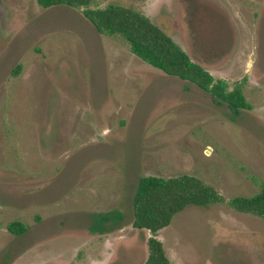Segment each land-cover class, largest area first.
<instances>
[{
  "label": "rangeland",
  "instance_id": "rangeland-1",
  "mask_svg": "<svg viewBox=\"0 0 264 264\" xmlns=\"http://www.w3.org/2000/svg\"><path fill=\"white\" fill-rule=\"evenodd\" d=\"M110 4L149 17L228 91L242 85L252 109L235 113L147 64L98 32L86 7L0 0V264H145L139 179L183 174L221 200L187 206L159 231L172 264H264V218L233 205L264 184V0L90 8ZM112 209L122 225L91 234L92 215Z\"/></svg>",
  "mask_w": 264,
  "mask_h": 264
},
{
  "label": "trees",
  "instance_id": "trees-1",
  "mask_svg": "<svg viewBox=\"0 0 264 264\" xmlns=\"http://www.w3.org/2000/svg\"><path fill=\"white\" fill-rule=\"evenodd\" d=\"M43 8L57 5L86 7L84 15L98 32L124 40L133 54L164 73L194 83L208 92L217 104H226L235 113L251 110L242 85L228 91L226 83L219 80L202 65L193 61L161 27L146 15L121 5L110 4L105 8H90L93 0H37ZM21 65L17 67V74ZM219 193L200 178L183 174L175 177L142 176L133 199V226L151 232L148 239L149 254L145 264H172L165 247L157 235L170 225L173 217L187 206H209L220 202ZM234 207L241 212L264 218V184L251 196H237ZM123 213L118 209L101 211L92 215L89 232L96 235L110 234L122 225ZM11 232L22 234L27 226L21 221L8 225Z\"/></svg>",
  "mask_w": 264,
  "mask_h": 264
}]
</instances>
